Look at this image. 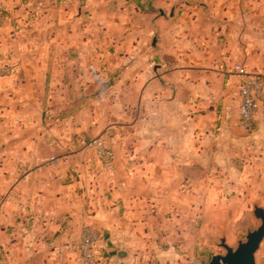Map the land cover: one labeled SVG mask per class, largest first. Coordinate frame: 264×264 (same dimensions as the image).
Masks as SVG:
<instances>
[{"label": "rangeland", "instance_id": "1", "mask_svg": "<svg viewBox=\"0 0 264 264\" xmlns=\"http://www.w3.org/2000/svg\"><path fill=\"white\" fill-rule=\"evenodd\" d=\"M215 1L0 0V166L39 165L47 167L46 179L61 175L68 183L92 182L93 176L103 181L111 178L103 171H86L104 168L87 143L105 139L115 155L114 135L109 133L112 129L103 131L95 123L117 122L123 105L133 102L131 74L135 61L141 59V67L150 68L160 51L166 50L173 57L175 46H181L184 30L195 42L190 41L189 47L197 54L207 47L215 55L221 50L246 56L242 28L237 29L240 41L225 42L219 37L222 28H206L202 23L220 16L200 7ZM246 1L255 8L254 21L258 25L253 28V52L245 57L254 72L264 68V0ZM193 22L200 25L194 26ZM212 35L213 39L204 41L203 37ZM71 61L79 71L90 72L78 78L97 85L95 90H85L81 83L72 89L70 76H66L67 86L61 85V66L70 69ZM126 69L131 71L125 76ZM128 77L129 82L123 81ZM237 78L234 84L239 97L233 96L232 100L233 108H239V140L230 156L223 159L224 170L206 172V203L191 202L185 214L188 218L172 221V234L164 242L167 246L161 244L159 235L142 237L148 239L151 249L131 252L139 264H207L213 255L226 254L221 239L237 248L239 242L246 241L249 230L260 226L253 205L264 208V120L259 119L260 114L252 127L241 126V79ZM229 79L235 78L226 75L224 89ZM57 166L61 168L53 171ZM5 174L0 172L2 184ZM21 175L15 177L19 192ZM9 191L0 187V213L20 217L21 198L15 195L17 203H5ZM191 193L197 195V190ZM155 242L157 246H153ZM106 257L101 254V258ZM256 263L264 264V241Z\"/></svg>", "mask_w": 264, "mask_h": 264}, {"label": "crops", "instance_id": "2", "mask_svg": "<svg viewBox=\"0 0 264 264\" xmlns=\"http://www.w3.org/2000/svg\"><path fill=\"white\" fill-rule=\"evenodd\" d=\"M200 7L220 14L202 23L206 28H222L219 37L225 42L240 41L237 29L242 28L245 55L252 54L253 28L258 26L253 5L246 0H216ZM232 29L236 30L232 33ZM182 32L181 46H175L173 57L160 51L150 68H142L141 59L135 61L133 102L123 105L120 119L95 123L103 131L114 129L109 133L116 143L115 167L113 171H86H103L111 178L103 181L91 176L95 181L68 183L61 175L46 179L47 167L27 163L0 166V172H6L4 184L0 175V187L10 188L5 203L14 205L17 195L23 204L20 217L0 213V264H82L79 242L86 229L101 237L100 254L107 257L100 256L99 264H139L131 252L151 249L148 239L142 237L159 235L161 244L167 246L164 242L172 234V221L188 218L185 214L191 202L206 203V172L223 171V159L239 140V108H233L232 100L239 97L234 84L238 76L233 68L244 65L261 76L264 68L252 72L246 56L237 52L220 50L215 55L201 47L204 51L197 54L189 47L195 42L188 39L187 31ZM213 38L203 37L204 41ZM239 58L246 61L238 62ZM72 61L70 69L61 66V85L67 86L66 76H70L72 89L81 83L85 90H95L97 85L78 78L90 72L79 71ZM130 71L126 69L125 76ZM226 75L235 79H229L224 89ZM126 79L129 82V77L123 81ZM260 118L264 120L263 115ZM19 174L20 192L15 186Z\"/></svg>", "mask_w": 264, "mask_h": 264}, {"label": "built area", "instance_id": "3", "mask_svg": "<svg viewBox=\"0 0 264 264\" xmlns=\"http://www.w3.org/2000/svg\"><path fill=\"white\" fill-rule=\"evenodd\" d=\"M233 73L241 79L240 85V124L250 128L260 114L264 117V76L252 74L244 65H235ZM94 151L102 166L113 171L115 155L105 139L96 138L87 143ZM101 237L91 229L83 232L79 242V252L82 264H97L100 259Z\"/></svg>", "mask_w": 264, "mask_h": 264}, {"label": "water", "instance_id": "4", "mask_svg": "<svg viewBox=\"0 0 264 264\" xmlns=\"http://www.w3.org/2000/svg\"><path fill=\"white\" fill-rule=\"evenodd\" d=\"M253 214L260 221V226L254 231L249 230L246 241L239 242L237 248L229 246L225 238L221 239V247L226 254L213 255L207 264H257L256 254L264 241V208L254 204Z\"/></svg>", "mask_w": 264, "mask_h": 264}]
</instances>
